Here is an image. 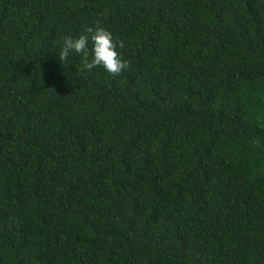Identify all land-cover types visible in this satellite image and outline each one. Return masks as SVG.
<instances>
[{
  "label": "trees",
  "instance_id": "16d2710c",
  "mask_svg": "<svg viewBox=\"0 0 264 264\" xmlns=\"http://www.w3.org/2000/svg\"><path fill=\"white\" fill-rule=\"evenodd\" d=\"M0 264H264V0H0Z\"/></svg>",
  "mask_w": 264,
  "mask_h": 264
},
{
  "label": "clouds",
  "instance_id": "9594fccd",
  "mask_svg": "<svg viewBox=\"0 0 264 264\" xmlns=\"http://www.w3.org/2000/svg\"><path fill=\"white\" fill-rule=\"evenodd\" d=\"M123 46V41L117 40L102 24L94 22L84 25L77 36L64 35L55 53L62 64L73 55L79 57L81 72H90L99 66L115 75L127 70L129 65L119 51Z\"/></svg>",
  "mask_w": 264,
  "mask_h": 264
}]
</instances>
